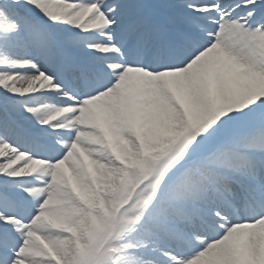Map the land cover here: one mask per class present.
Here are the masks:
<instances>
[{
    "label": "snow or ice",
    "instance_id": "obj_1",
    "mask_svg": "<svg viewBox=\"0 0 264 264\" xmlns=\"http://www.w3.org/2000/svg\"><path fill=\"white\" fill-rule=\"evenodd\" d=\"M0 264H264V0H0Z\"/></svg>",
    "mask_w": 264,
    "mask_h": 264
}]
</instances>
